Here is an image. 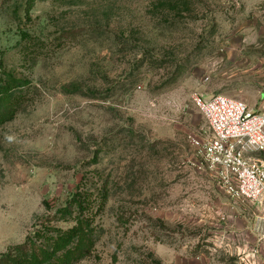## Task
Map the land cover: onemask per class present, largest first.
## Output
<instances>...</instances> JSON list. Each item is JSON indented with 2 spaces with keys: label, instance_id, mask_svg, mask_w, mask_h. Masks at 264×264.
Wrapping results in <instances>:
<instances>
[{
  "label": "rangeland",
  "instance_id": "1",
  "mask_svg": "<svg viewBox=\"0 0 264 264\" xmlns=\"http://www.w3.org/2000/svg\"><path fill=\"white\" fill-rule=\"evenodd\" d=\"M216 94L264 104V0H0V255L82 212L72 264H264V196L200 158Z\"/></svg>",
  "mask_w": 264,
  "mask_h": 264
},
{
  "label": "built area",
  "instance_id": "2",
  "mask_svg": "<svg viewBox=\"0 0 264 264\" xmlns=\"http://www.w3.org/2000/svg\"><path fill=\"white\" fill-rule=\"evenodd\" d=\"M209 135L200 148L202 162L214 170L229 194L241 201L264 196V104L258 111L222 94L195 98Z\"/></svg>",
  "mask_w": 264,
  "mask_h": 264
},
{
  "label": "trees",
  "instance_id": "3",
  "mask_svg": "<svg viewBox=\"0 0 264 264\" xmlns=\"http://www.w3.org/2000/svg\"><path fill=\"white\" fill-rule=\"evenodd\" d=\"M73 204L81 211L84 209L79 193L75 196ZM55 231L54 236L46 239L52 242L51 245H37L38 238L45 237L46 233L44 228L37 230L35 232L37 238L34 241L29 238L21 246L1 254L0 264H72L71 260L84 258L89 253L86 243L89 242L94 229L82 212L75 218L74 226L64 231L61 229Z\"/></svg>",
  "mask_w": 264,
  "mask_h": 264
}]
</instances>
